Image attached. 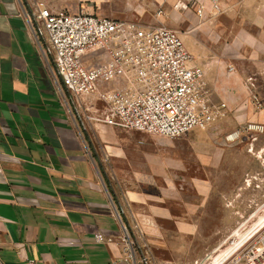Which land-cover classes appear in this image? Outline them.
<instances>
[{"label": "rangeland", "instance_id": "374dc122", "mask_svg": "<svg viewBox=\"0 0 264 264\" xmlns=\"http://www.w3.org/2000/svg\"><path fill=\"white\" fill-rule=\"evenodd\" d=\"M155 5L163 14L153 11L151 28L180 35L204 81L214 83L215 104H226L224 115L166 139L105 126L96 114L105 106L93 96L65 95L64 101L74 124L86 131V147L134 264H225L264 227V0H222L219 12L205 5L201 21L189 0ZM248 125L262 130L228 140ZM127 133L136 135L131 146L114 144ZM138 154L151 156L149 169ZM123 161L126 168H120Z\"/></svg>", "mask_w": 264, "mask_h": 264}, {"label": "crops", "instance_id": "0c3cea01", "mask_svg": "<svg viewBox=\"0 0 264 264\" xmlns=\"http://www.w3.org/2000/svg\"><path fill=\"white\" fill-rule=\"evenodd\" d=\"M156 2L0 0V264H126L121 224L89 155L86 131L74 124L28 19L39 7L151 28ZM209 82L211 103L226 106L220 99L215 104ZM129 133L114 137V144L131 146L136 135ZM137 156L149 169L151 156Z\"/></svg>", "mask_w": 264, "mask_h": 264}, {"label": "built area", "instance_id": "2783aa9c", "mask_svg": "<svg viewBox=\"0 0 264 264\" xmlns=\"http://www.w3.org/2000/svg\"><path fill=\"white\" fill-rule=\"evenodd\" d=\"M221 1L189 0L197 6L195 16L200 21L206 15L205 5L210 12H219ZM162 14L158 7L155 17ZM28 27L51 65L62 99L97 94L105 107L96 114L107 127L178 139L224 115L225 105L211 103L204 72L191 64L180 35L171 29L144 28L95 15L50 13L39 7L29 17ZM112 83L116 84L112 89L99 91ZM253 100L259 106L257 98ZM255 129L262 127L248 125L227 138L234 140ZM122 242V262L134 264L133 249L125 246L124 237ZM225 264H264V227Z\"/></svg>", "mask_w": 264, "mask_h": 264}]
</instances>
